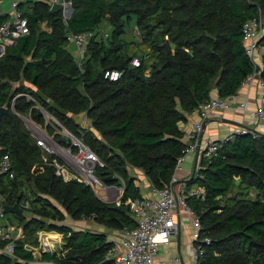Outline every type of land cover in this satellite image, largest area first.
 I'll return each instance as SVG.
<instances>
[{
	"label": "trees",
	"instance_id": "1",
	"mask_svg": "<svg viewBox=\"0 0 264 264\" xmlns=\"http://www.w3.org/2000/svg\"><path fill=\"white\" fill-rule=\"evenodd\" d=\"M64 1L72 8L68 19L61 11L50 14L47 3H34L30 10L19 5L29 35L6 47L0 57V108L9 112L0 120V160L8 155L14 174L12 180L0 178L3 204L19 207L28 200V193H41L62 205L73 221L91 219L111 230L132 229L136 223L123 210L126 201L141 197L132 171H141L156 188L170 183L184 148L180 124L186 122L185 114H194L213 92L221 99L236 95L252 73L242 28L259 13L264 17V0ZM42 22L50 33L41 31ZM133 24L142 33L141 42L152 44L148 51L123 38ZM105 25L109 27L106 39L102 37ZM83 32L94 35L78 67L66 39L69 33ZM259 45L263 48L260 77L264 79V33ZM134 58L140 61L139 67L131 65ZM151 60L157 63L146 76L145 66ZM109 70L121 72V79L113 83L104 79ZM23 81L34 89L25 87ZM20 95H29L33 101ZM37 104L102 158L98 157L105 166L98 167L96 174L103 180L104 173L115 178L107 185L124 180L119 206L102 202L76 180L66 182L56 176L50 164L53 157L47 153L49 162L31 172L32 166H40L42 152L20 117L29 115L42 124ZM82 114L98 136L69 117ZM200 167L188 186L202 187L205 202L187 199L200 217L202 235L210 239L198 264H264V134L235 135L216 156L203 159ZM251 190L254 199L248 196ZM29 204L37 216H49V209L55 212L51 219L64 220L46 197L37 195ZM5 217L22 225L23 238L14 242V258L0 254V264L34 261L24 248L35 244L29 236L34 225L37 230L61 234L62 248L68 251L64 259L44 253L38 261L114 264L107 257L113 245L106 234L38 219L25 221L23 215L13 213ZM8 243L0 241V249Z\"/></svg>",
	"mask_w": 264,
	"mask_h": 264
},
{
	"label": "built area",
	"instance_id": "2",
	"mask_svg": "<svg viewBox=\"0 0 264 264\" xmlns=\"http://www.w3.org/2000/svg\"><path fill=\"white\" fill-rule=\"evenodd\" d=\"M44 1L49 7L55 3H59L66 8L68 4L64 0ZM18 7V2L13 1L11 3L10 16L0 23V43L4 45H12L17 40L29 35L27 19L23 17V13ZM262 30L263 24L260 13L258 17L249 19L243 25V47L253 67V71L245 79L241 89L257 83L260 92L257 96L254 119L257 125L264 126V79L260 77L261 64L255 65V59H259V62H261L263 55V48L259 45ZM93 35L91 32L69 33L67 35V49L69 47L74 48L78 67L81 66L87 44ZM132 35L137 39L140 38V32L136 26L132 28ZM102 37L106 39L108 33H102ZM131 65L139 67L140 61L134 58L131 61ZM103 77L113 83L121 79L122 73L116 70H109L104 73ZM238 93L225 99L217 96L211 97L208 101L202 102L196 107L194 114L197 120L192 122L187 129L182 130L184 148L182 155L176 160L174 174L170 183L162 188L151 186V195L149 197H140L128 201L129 212L136 224L132 229L123 227L120 230L122 235L120 249L119 251L112 250L108 254L109 258L114 261V264H155L154 257L157 255L159 247L168 244L171 238L179 235V219L181 215L188 217L192 226L191 240L193 247L190 264H198L204 254L203 248L210 244V239L202 235L200 217L189 207L187 199L194 198L200 202H205L206 196L202 187L196 185L187 187L188 182L194 179L198 170H200L201 161L216 156L218 150L222 148V145L226 141L232 140L235 135L250 133L255 136L258 134L257 131H253L248 127H238L236 131L229 133L225 138L220 140H214L204 135L203 127L214 113L247 112L248 92L242 101H238ZM20 96L25 97L27 101H33L29 95ZM16 98L12 100V104ZM36 107L43 113L40 107ZM11 111H13L12 106ZM191 115L185 114V118L189 119ZM50 118L54 122V125L57 126L59 134H56L53 140L42 134L43 138L38 141V144L45 153L53 157L50 164L54 167L56 176L61 177L65 181L76 180L84 186L89 187L95 193L103 192L105 195L108 190H113L117 199H119L125 191L124 183H120L117 187L106 186L96 174L98 167L104 168L103 162L87 147L81 138L71 133L52 117ZM59 137L67 139L68 144H59L56 141ZM190 155L194 157L193 170H195V173L193 178H191L193 171L185 177H179L182 166ZM11 168L12 165L8 155H4L0 160V178L6 177L12 180L14 174ZM71 171H74V174ZM3 201L2 194L0 193V220L5 218ZM11 226L5 227L0 225V241H9L3 249H0V252L3 255L6 254L8 257L14 258L13 242L23 238V231L22 229H17L15 237H13L14 229ZM39 239L38 247L31 251L32 255H35L33 252L39 255L44 253L53 254V244L45 241V236H40Z\"/></svg>",
	"mask_w": 264,
	"mask_h": 264
},
{
	"label": "crops",
	"instance_id": "3",
	"mask_svg": "<svg viewBox=\"0 0 264 264\" xmlns=\"http://www.w3.org/2000/svg\"><path fill=\"white\" fill-rule=\"evenodd\" d=\"M15 1L18 2L19 5H21L22 10H30V8L33 6L34 3H46L44 0H0V21H4L8 19L11 13V3ZM67 10V9H66ZM67 13V12H66ZM65 13V15H66ZM72 14V12H71ZM71 16V15H70ZM67 19V18H64ZM108 26H103V31L109 32ZM40 29L41 31L50 33L51 30L47 27L45 22L40 23ZM11 45H4L0 43V57L4 54L5 48L9 47ZM76 57V54H75ZM261 64V62H259ZM25 87H31L27 82L23 81L21 82ZM16 85V84H15ZM248 92V108L246 113H237V112H223V113H214L211 115L209 120L205 124V129H204V135L208 136L214 140H220L225 138L229 133L236 131L238 126L228 124L226 122H222L221 120H230L232 122L242 124L249 129L253 131H257L260 134H264V126L263 125H257L255 119H254V113L256 109V101H257V96L260 92V89L257 85V83H253L249 87H243V89L239 90V95H238V101H242L245 98V95H247ZM212 97H216V92H213ZM241 115L240 120H235V116ZM197 120V117L195 114H192L189 119L186 120L185 123L180 124V129L185 130L188 128V126ZM88 130H91L94 134L95 132L93 129L90 127L87 128ZM97 135V134H95ZM98 136V135H97ZM194 168V157H189L185 160L183 166H182V171L179 174V177H185L186 175H189ZM138 179V178H137ZM73 180V179H71ZM68 180V181H71ZM65 181V180H64ZM141 181V179H140ZM67 182V181H66ZM116 186V185H112ZM136 186L139 188V193L141 197H149L151 195L150 193V187L152 185L147 184L146 188L144 190L141 189V184H136ZM108 196V195H107ZM121 199V198H120ZM106 203V200H101ZM7 215V214H5ZM132 218V217H131ZM93 221V220H92ZM187 221V222H186ZM79 221L75 222L78 223ZM180 225L183 223L184 232L183 235L180 232L178 236L171 238L168 242V244L161 245L158 249L157 255L154 257V262L155 264H190V257H191V252H192V247H193V242L191 240V233H192V226L190 223V220L188 217L181 215L179 219ZM80 223V222H79ZM94 224H96L94 222ZM185 224V225H184ZM99 230L101 232L97 233H103L102 228H106L103 225H99ZM103 226V227H102ZM107 229V228H106ZM86 231V230H84ZM115 231V230H114ZM107 236V241L112 243L113 247L110 251H119L120 246H121V240H122V235L120 232L118 234L112 233V232H107L105 233ZM42 235H39V237ZM61 234L54 233V234H49L48 237L52 239L53 244L58 245L59 242H61L63 239L61 238ZM24 248L31 252L35 250L36 247L31 246L29 244H26ZM109 251V252H110ZM108 252V254H109ZM108 259H110L108 257ZM178 260V261H177Z\"/></svg>",
	"mask_w": 264,
	"mask_h": 264
},
{
	"label": "rangeland",
	"instance_id": "4",
	"mask_svg": "<svg viewBox=\"0 0 264 264\" xmlns=\"http://www.w3.org/2000/svg\"><path fill=\"white\" fill-rule=\"evenodd\" d=\"M49 6V5H48ZM52 6V5H51ZM50 6V7H51ZM49 7V9H50ZM62 12V15H63V18H67L65 13L67 12V10L64 8ZM261 16V21H262V24H263V30L261 32V37H262V34L264 33V17L260 14ZM134 27V24L132 25L131 29ZM128 30V29H127ZM125 39V41L127 42H137L139 43V45H141V48L144 49V51H148V48H149V45L151 44L149 41L143 43V41L141 42V39H137L135 36L133 38L132 36V33L129 32V30L127 32H125V35L123 37ZM141 38H142V33H141ZM261 39V38H260ZM142 43V44H141ZM152 45V44H151ZM133 48H135V45L132 46ZM70 51V53L75 56V51H74V48L73 47H69L68 49ZM130 53H132V50L130 49ZM148 62H151L152 64H148L147 66H145V75L146 76H149V74L151 73L152 71V68L153 66H155V64L157 62H155V60H151V61H148ZM259 64V59H255V65H258ZM261 67H262V63H261ZM48 103H51L48 101ZM36 106L40 107L42 110H43V113L40 111L39 108L35 107L36 110L38 112H41V116H42V119H43V123L41 124H37L35 123L32 118L29 116V115H25V116H21V120L22 122L24 123L25 125V128L27 130V132L29 133V135L31 136L32 140L34 141L35 145L40 148L41 152H42V156H41V163H40V166L38 167L37 165L35 166H32V169H31V172H34L37 170H42V166L43 164H46L48 163V158L49 156L44 152V150L41 148V146H39L38 144V141L41 140L43 137H42V134L47 136L48 138H50L51 140L54 139L55 135L56 134H59L58 131H57V126L54 125V122H52L51 118L52 117L56 122H58L59 124L63 125V123L59 122V119L55 118L53 115H51L47 109L45 108H42V106L39 104H37ZM70 119L75 123L77 124L81 129H85V131L87 130V128L90 127V120H88L83 114L82 115H74V116H69ZM242 117L241 115H237L235 116V120H240ZM69 129L68 126H65ZM71 129V128H70ZM97 157H99L101 160L102 158L95 154ZM189 157H193V155H190L188 156L187 158ZM186 158V159H187ZM71 173L74 174V171H71ZM134 177H135V185L136 184H141V189L144 190V188H146V185L148 184L147 183V180L145 179L143 173L139 170H136L134 169L132 171ZM138 178V179H137ZM141 179V181H140ZM125 184V183H124ZM238 189L237 188H234V193H237ZM109 195L107 196V194H103V192H96L95 193V196L99 199V200H106V204L110 205V206H119L120 205V197L119 199H117L116 197V194L113 192V193H108ZM37 195H40L41 197H46L47 199L50 200L51 204L59 211V213L63 214L64 215V220H60V219H57V217H55L54 219H51L50 215H54L55 212H52L51 210H46V213L49 214V216L47 217H41V216H37L36 214H34L31 210V206L29 204V201L31 200H35V198L37 197ZM249 198L251 199H254L255 198V192H253L252 190L250 191V193L248 194ZM2 199L5 201V197L2 195ZM103 202V201H102ZM105 203V202H104ZM128 201H126L124 204H123V210L125 211L126 214L130 215V212H129V209H128ZM19 207L23 210V217L26 219L25 221H30L31 219H38L39 221H44L45 223H54L56 225H66V226H70V228H72L73 230H81V231H91V232H101L99 229V226L94 224V221H92L91 219H84V220H80L78 223H75L77 221H73L70 217H68V215L66 214L65 212V209L63 208L62 205H60L59 203L51 200L49 197L47 196H44L43 194H39V193H36V194H33V195H30L28 193V200L27 201H21L20 202V205ZM129 216V217H130ZM187 222V221H186ZM0 225H3V226H13V237H15V231H17V229H22V225H18L16 221H12L10 219V217H5L4 219H1L0 220ZM185 225V224H184ZM11 226V227H12ZM103 227V226H102ZM30 229L32 230V232L30 231L29 232V236H32L31 240H34V247H38L39 245V235H42L43 237L45 236L46 237V240L45 241H49L50 243L53 244V241L52 239H50L48 237L49 234H54V233H57L55 231H49L48 229H45V228H42L40 230H37V226H31ZM184 227H183V223L180 225V232L182 233L183 235V232H184ZM102 231L103 233H107V232H112V233H116L118 234L120 231H114V230H111V229H106V228H102ZM121 234V233H120ZM62 239H64L63 236H61ZM16 242V241H14ZM14 242H13V246H14ZM63 243H64V240H62L61 242L58 243V245H55L53 244L52 246V249H53V253H55L60 259H64V257L66 256V254L68 253L67 250H64L62 248L63 246ZM35 253V255H33L34 257V261H38L40 260V255L37 254L36 252H33ZM0 254H2L0 252ZM6 255V254H4ZM107 257L108 254H107Z\"/></svg>",
	"mask_w": 264,
	"mask_h": 264
},
{
	"label": "water",
	"instance_id": "5",
	"mask_svg": "<svg viewBox=\"0 0 264 264\" xmlns=\"http://www.w3.org/2000/svg\"><path fill=\"white\" fill-rule=\"evenodd\" d=\"M65 9H67L66 17L68 19L70 17V15H71V12H72V8H71L70 3L67 4V6H66ZM63 10H64V6L62 4L55 3V4H53L50 7L49 12H50V14H55L58 11H63ZM107 20H109V18H107ZM8 114H9V112H8L7 108H5V107H1L0 108V120H1L2 116L8 115ZM221 121L222 122H226L228 124H232V125L241 127V128H247L246 126H244L242 124H238V123L232 122L230 120L223 119ZM204 129H205V125L203 127V131H204ZM57 141H58V143H61V144H65V145L68 144V141L65 138H59V139H57ZM194 173H195V170H193L192 175H191V178H193ZM103 176H104V180L106 182H109V181H112L113 180V177L107 176L106 173H104ZM3 213L4 214H11V213H13V214H17V215H22L23 214V210L20 209L19 207H17L16 205H13V206H7L6 205V206H4ZM30 264H52V263L51 262H42V261H33Z\"/></svg>",
	"mask_w": 264,
	"mask_h": 264
},
{
	"label": "bare ground",
	"instance_id": "6",
	"mask_svg": "<svg viewBox=\"0 0 264 264\" xmlns=\"http://www.w3.org/2000/svg\"><path fill=\"white\" fill-rule=\"evenodd\" d=\"M139 32H140V31H139ZM131 33H132V29H131ZM132 36H133V35H132ZM133 38H134V36H133ZM140 38H141V33H140ZM140 38H139V39H140ZM14 43H15V42H14ZM14 43H13V44H14ZM13 44H12V45H13ZM40 114H41V113H40ZM61 138H62V137H61ZM87 147H88V146H87ZM94 154H95V153H94ZM101 162H102V161H101ZM103 164H104V163H103ZM104 166H105V165H104ZM97 176H98V175H97ZM99 178H100V177H99ZM100 179H101V178H100ZM113 180H115L114 177H113ZM113 180H112V181H113ZM101 181L104 182L106 186H112V185H107V184H106V181H104L103 179H101ZM109 182H111V181H109ZM120 183H124V180L121 179V178H119V184H120ZM119 184L116 185V186H114V187L119 186ZM124 185H125V184H124ZM187 187H190V186H187ZM94 193H95V192H94ZM108 193H113V190H108V191H107V195H109ZM103 194H104V193H103ZM110 252H111V251H110Z\"/></svg>",
	"mask_w": 264,
	"mask_h": 264
}]
</instances>
